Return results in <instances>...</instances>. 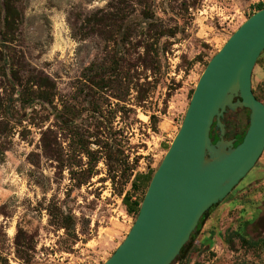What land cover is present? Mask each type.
I'll use <instances>...</instances> for the list:
<instances>
[{
  "label": "rangeland",
  "instance_id": "obj_1",
  "mask_svg": "<svg viewBox=\"0 0 264 264\" xmlns=\"http://www.w3.org/2000/svg\"><path fill=\"white\" fill-rule=\"evenodd\" d=\"M258 3L264 5V0L18 3L21 21L5 48L0 43V264H103L112 255L136 217L128 214L122 203L123 196L131 193L135 173L156 170L206 64L256 12ZM148 23L157 33L165 31V36L147 39L152 44L150 55L159 64L145 74L148 84L142 90L148 99L144 109L134 106L133 90L125 102H118L95 88L90 92L86 81L85 101L77 98L76 89L83 82L81 73L91 63L107 65L108 55L125 50L126 60L134 63L136 53H143V48L136 49L134 44ZM125 30L128 43L119 46L120 33ZM6 55L19 75L23 67L54 83V105L67 104L79 110L76 125L85 139V150L88 147L92 152L89 157L55 127L51 129L58 159L43 153L40 129L27 119L32 115L36 122L48 115L43 130L53 123L52 116L36 105L19 106V88H12L6 77L7 67L2 61ZM134 71L133 67L129 73ZM251 76L254 91L264 102L260 84L264 79V50ZM88 92L94 96L92 106ZM94 108L101 113H91ZM151 114L157 118L154 128ZM224 120L229 124L226 134L228 130L231 135L243 130V110L225 114L223 124ZM131 166L134 170L129 171ZM255 167L216 204L193 242L182 247L175 263L185 259L184 264H264L263 225L250 227L247 242L256 241L253 246L231 240L227 230L250 218L254 208L261 206L264 150ZM258 182L261 188L249 189ZM145 190L139 187L131 194L132 200L140 204Z\"/></svg>",
  "mask_w": 264,
  "mask_h": 264
},
{
  "label": "water",
  "instance_id": "obj_2",
  "mask_svg": "<svg viewBox=\"0 0 264 264\" xmlns=\"http://www.w3.org/2000/svg\"><path fill=\"white\" fill-rule=\"evenodd\" d=\"M263 50L264 8L206 64L130 230L103 264H172L200 218L255 165L264 149V104L252 95L250 79ZM243 109L249 110L248 128L234 146L235 139H224L222 118Z\"/></svg>",
  "mask_w": 264,
  "mask_h": 264
},
{
  "label": "trees",
  "instance_id": "obj_3",
  "mask_svg": "<svg viewBox=\"0 0 264 264\" xmlns=\"http://www.w3.org/2000/svg\"><path fill=\"white\" fill-rule=\"evenodd\" d=\"M21 0H0V43H2L5 48L8 39L13 35L17 28V25L21 21V13L18 9V3ZM264 8V5L258 3L256 5V11ZM152 24H146L145 32L140 34L138 41L134 44L137 48L142 47L143 53H136V58L134 63L128 62L126 56L127 50L121 54L108 55L105 59V63L96 64L91 63L86 69L84 68L81 73V80L83 81L81 85L76 89L77 98L82 97L85 101V81L89 84V91L93 88L103 92L107 97L117 100L118 102H125L129 95V91L133 90L135 92V104L137 108L144 109V101L148 99V95L142 90L144 86L148 84L147 76L145 75L148 71H153V66L159 64L155 58L150 55L152 44L147 42V39H160L165 36V31L152 29ZM144 29V28H141ZM153 33H156L154 36ZM128 43L127 30L121 31L120 39L118 42L119 46H125ZM157 55V53L155 54ZM3 65L7 67V78L10 80L11 87L17 86L19 88L18 95L16 97V102L20 107L31 106L32 108L38 106L42 110H46L48 114L52 116L53 123L48 125L42 130L43 123L46 121L47 116H42L39 120L35 122L34 117L30 115L27 119L28 123L38 129H40V146L41 150L48 157H54L58 159V154L56 151L57 143L53 139L52 127L65 132L69 138L72 139L74 144L79 148L81 153L86 154L89 157L92 152L87 148L85 150V139L81 133H79L76 125V120L79 117V110H76L74 106L67 104H61L60 107L54 105L55 98V86L54 83L46 76L39 75L30 70L21 67L22 74H18L14 70V64L10 56L6 55L2 59ZM132 64V65H131ZM135 68V71L130 74L129 72ZM141 69V71H139ZM144 75L140 78V76ZM140 79L144 82L140 83ZM86 93L89 99V104L92 106L94 96ZM35 109L32 110V112ZM0 111H2V106L0 104ZM91 113H101L97 108L90 109ZM36 113V112H35ZM149 120L154 128L157 123V118L154 114L149 116ZM213 132V131H212ZM71 141V140H70ZM94 145L98 147L96 142ZM0 154H2L0 152ZM107 159L108 154H106ZM129 171L134 170L133 167L128 168ZM153 171L148 170L146 174L135 173L133 180L130 183L131 193H126L122 198V203L128 214L137 215L139 209V203L136 200H132L131 194L136 192L138 188H147L148 183L153 175ZM146 191V190H145ZM213 207V206H212ZM206 217V213L200 218L195 231L190 235V241H193L198 228ZM61 224L60 226L64 229L66 227ZM189 242L184 248L189 246Z\"/></svg>",
  "mask_w": 264,
  "mask_h": 264
},
{
  "label": "flooded vegetation",
  "instance_id": "obj_4",
  "mask_svg": "<svg viewBox=\"0 0 264 264\" xmlns=\"http://www.w3.org/2000/svg\"><path fill=\"white\" fill-rule=\"evenodd\" d=\"M252 75V74H251ZM252 78V76H251ZM261 84V87L264 88V79L260 82ZM250 89H251V93L252 95L254 96V98L260 102L261 104H264L263 100L259 98L258 95H256L255 93V89L252 87V83H251V79H250ZM243 114H244V126H243V130L238 133V134H233L231 135L232 133L228 130L227 134L225 135L224 139L225 140H230V139H235V142H234V146H236L238 143L241 142V140L243 139V136L248 128V117H249V110L247 109H243ZM224 124L225 126H229L228 124V121L227 120H224ZM213 131V132H212ZM240 136V139L239 141H237V138ZM210 137L213 138V141H216L217 140V137H218V132L214 129V127L211 128L210 130ZM264 150V149H263ZM263 152V151H262ZM262 154V153H261ZM261 156V155H260ZM259 159V158H258ZM256 164V163H255ZM256 167L255 165L252 167L251 170H254ZM251 170L247 173L249 174L251 172ZM247 174L245 175V177L247 176ZM244 177V178H245ZM255 177V176H254ZM243 178V179H244ZM257 178V177H256ZM264 178V177H263ZM242 179V180H243ZM259 179V178H257ZM241 180V181H242ZM240 181V182H241ZM240 182L238 184H240ZM237 184V185H238ZM236 185V186H237ZM261 182H258V183H254L252 187H250L249 189L253 188V189H259L261 188ZM235 186V187H236ZM235 187L232 189L234 190ZM231 190V192H232ZM256 191V190H255ZM230 192V193H231ZM254 192V191H253ZM229 193V194H230ZM260 194V193H259ZM260 196L263 198L262 200V203H261V206H257L256 208H254V212L251 214V217L248 218V219H242L241 221H239L233 228H230V227H227V230H228V238H230L231 240H236L238 241L240 244H244L245 246L247 245H255L256 241L252 242V244H250L249 242H247L248 240V234H249V231H250V227H256V226H262L263 225V231L262 232V235H264V192L263 194H260ZM217 205H214L213 207H211L207 213H206V217L205 219L203 220V222L201 223L200 228H202L203 224L205 223V221L207 220L208 218V215L210 214V212L216 207ZM198 231V230H197ZM197 233V232H196ZM261 235V236H262ZM260 238V237H259ZM258 238V239H259ZM189 241H190V237H189ZM188 241V242H189ZM193 242V241H192ZM192 242H189V245L192 243ZM176 260V259H175ZM175 261L172 263L174 264ZM185 263V259L183 260H180L179 262L175 263V264H184Z\"/></svg>",
  "mask_w": 264,
  "mask_h": 264
}]
</instances>
